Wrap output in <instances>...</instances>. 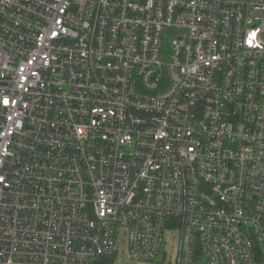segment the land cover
Wrapping results in <instances>:
<instances>
[{
	"label": "built area",
	"instance_id": "built-area-1",
	"mask_svg": "<svg viewBox=\"0 0 264 264\" xmlns=\"http://www.w3.org/2000/svg\"><path fill=\"white\" fill-rule=\"evenodd\" d=\"M0 177V264H264V0H0Z\"/></svg>",
	"mask_w": 264,
	"mask_h": 264
},
{
	"label": "rangeland",
	"instance_id": "rangeland-1",
	"mask_svg": "<svg viewBox=\"0 0 264 264\" xmlns=\"http://www.w3.org/2000/svg\"><path fill=\"white\" fill-rule=\"evenodd\" d=\"M174 35L166 37L164 40V57L166 60L173 55V42ZM176 233L167 232L165 235V241L163 243L161 252L159 256L152 261L136 260L131 257L129 251L123 248L124 252L122 254H117L114 258V264H175L176 260Z\"/></svg>",
	"mask_w": 264,
	"mask_h": 264
},
{
	"label": "snow or ice",
	"instance_id": "snow-or-ice-1",
	"mask_svg": "<svg viewBox=\"0 0 264 264\" xmlns=\"http://www.w3.org/2000/svg\"><path fill=\"white\" fill-rule=\"evenodd\" d=\"M3 103H4V105H7V104L9 103V101H8L7 99H4ZM2 179H3V178L0 177V180H2Z\"/></svg>",
	"mask_w": 264,
	"mask_h": 264
}]
</instances>
